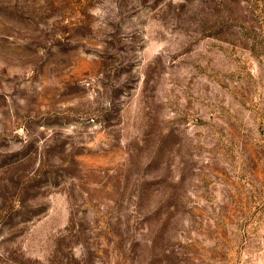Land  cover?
I'll return each instance as SVG.
<instances>
[{
    "label": "rangeland",
    "instance_id": "rangeland-1",
    "mask_svg": "<svg viewBox=\"0 0 264 264\" xmlns=\"http://www.w3.org/2000/svg\"><path fill=\"white\" fill-rule=\"evenodd\" d=\"M0 264H264V0H0Z\"/></svg>",
    "mask_w": 264,
    "mask_h": 264
}]
</instances>
